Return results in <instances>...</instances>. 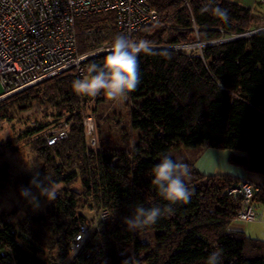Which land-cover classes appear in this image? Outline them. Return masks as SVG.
I'll return each instance as SVG.
<instances>
[{"label":"trees","instance_id":"trees-1","mask_svg":"<svg viewBox=\"0 0 264 264\" xmlns=\"http://www.w3.org/2000/svg\"><path fill=\"white\" fill-rule=\"evenodd\" d=\"M149 2L168 27L147 26L131 40L148 42V49L136 54L140 83L126 95L130 129L139 132L132 150L103 145L95 152L88 149L80 110L87 102L112 99L103 90L94 97L78 94L72 83L82 78L72 70L0 101V122L35 120L23 138L30 139L43 162L36 183L58 188L44 212L30 211L15 220L18 209H0V264H57L66 259L79 224L89 219L81 213L88 205L113 217L90 236L72 264H207L212 252L220 253V264H264V240L231 229L242 197L228 190L241 178L193 170L184 182L192 191L187 203L166 201L152 182L155 165L176 147L230 151L231 165L264 177V31L190 52L169 48L245 35L264 27V19L224 0H187L188 6L185 0ZM217 8L227 11V22ZM76 22L81 54L112 46L123 36L114 13ZM108 54L88 64L102 66ZM65 118L72 124L68 137L48 145L41 134L51 121L36 123L54 119L57 126ZM122 137L128 138L126 128ZM34 177L13 179L10 164H1L0 193L13 186L21 196L28 189L22 201L35 196L38 205L40 189L30 183ZM75 183L79 189L73 188ZM259 186L254 201L264 203V183ZM136 206L160 207L163 214L154 224L132 230L124 220ZM168 208L171 212L164 211Z\"/></svg>","mask_w":264,"mask_h":264},{"label":"built area","instance_id":"built-area-1","mask_svg":"<svg viewBox=\"0 0 264 264\" xmlns=\"http://www.w3.org/2000/svg\"><path fill=\"white\" fill-rule=\"evenodd\" d=\"M185 4L188 6L187 0ZM261 4L264 6V0ZM104 13L115 14L116 27L130 41L147 26H167L159 22V14L149 0H0V84L4 88L0 101L65 71L72 70L82 79L88 76V62L109 53L111 46L106 44L96 51L81 54L76 21L79 17ZM205 46L206 43L197 42L169 48L190 52ZM93 102L95 100L86 105ZM84 108L83 105L80 113L84 116L87 146L93 148L97 145V126L93 114H85ZM63 123L41 134L48 145L53 146L68 137L67 125L63 127ZM259 189L252 180L243 178L228 190L229 194L242 197L236 220L261 221L254 201ZM112 217L104 209L92 219L83 220L69 256L57 264H72L90 236Z\"/></svg>","mask_w":264,"mask_h":264},{"label":"rangeland","instance_id":"rangeland-1","mask_svg":"<svg viewBox=\"0 0 264 264\" xmlns=\"http://www.w3.org/2000/svg\"><path fill=\"white\" fill-rule=\"evenodd\" d=\"M260 6L263 5L260 3ZM264 7V6H263ZM264 11V10H263ZM4 92V88L0 84V94ZM129 103L128 97L118 98L116 100H106L98 104H91L90 106L85 105V114H93L95 120L96 133H97V145L96 147H89L90 151H98L103 146L111 147L112 149H122V150H132L133 146L136 145L137 139L139 137V132L131 131L129 125ZM30 113H28L29 115ZM82 119V125L85 130L84 116L80 113L79 115ZM25 117V116H24ZM22 121L13 122H0V165L4 163L10 164V173L13 179L17 176L34 177L36 172L40 171L43 167V162L39 159L35 151L31 148L30 139L23 138V134L27 128L34 126V121L27 122L26 119L22 118ZM51 121V125L48 127L47 131L54 128H59V123L64 121L63 127L66 130L71 128V123L65 118L59 121L58 125L55 126L54 119H40L36 124L45 123ZM69 123V124H68ZM123 128L127 129L128 138L122 137ZM9 141H14L13 144H8ZM85 142L88 145L86 135ZM88 147V146H87ZM88 148V149H89ZM201 150L203 147L185 149L181 147H176L170 151L165 156H168L175 162H181L188 165L189 172L197 170V159L201 155ZM227 151V150H222ZM228 173L222 168H217L213 174ZM210 174V175H213ZM184 182L187 181V175L183 178ZM73 188L79 189L80 184L75 183ZM55 188L54 190L56 191ZM56 195H58L56 191ZM41 202L35 205L30 201H22L23 197L16 193L13 186L6 187L0 193V209L4 210H14L18 209L19 213L15 216V220L22 218L24 215L28 214L30 211L34 213L44 212L50 207L54 200H47L46 197L40 196ZM32 207V209H29ZM256 209L264 211V203L256 202ZM82 214L92 219L97 212H95L89 205L81 211ZM263 223H251L249 228L256 232H251L248 230V236L252 238H257L264 240V216L262 218ZM103 225V224H102ZM254 235V236H253Z\"/></svg>","mask_w":264,"mask_h":264},{"label":"clouds","instance_id":"clouds-1","mask_svg":"<svg viewBox=\"0 0 264 264\" xmlns=\"http://www.w3.org/2000/svg\"><path fill=\"white\" fill-rule=\"evenodd\" d=\"M215 11L227 22L228 13L226 10L217 8ZM147 49V41L132 42L123 36L116 37L109 54L104 59L103 65L90 64L87 69L88 76L74 80L72 83L73 89L78 94L92 97L102 90L112 100L125 97L128 93L135 91L140 83L136 54ZM153 173L154 179L152 182L157 186L159 194L166 201L171 203H187L189 201L192 191L186 186L183 179L189 174L187 164L175 162L168 156H164L161 158L160 163L153 168ZM30 183L39 188V194L46 197L47 200L51 201L56 198V191L50 187H41L36 183L35 177ZM28 195V189L21 191V196ZM35 200L36 197L32 196L30 202ZM164 211L171 212V208ZM162 214L163 211L160 207L145 208L136 206L133 215L126 217L124 223L129 229L135 230L154 224ZM219 257V252H212L208 257L207 264H220ZM123 264H128V261L125 260Z\"/></svg>","mask_w":264,"mask_h":264},{"label":"crops","instance_id":"crops-1","mask_svg":"<svg viewBox=\"0 0 264 264\" xmlns=\"http://www.w3.org/2000/svg\"><path fill=\"white\" fill-rule=\"evenodd\" d=\"M228 2H232L247 8H250L254 11V13L259 17L260 20L264 19V7L260 6L261 0H224ZM204 150H201V155L198 157L196 163L198 170L204 175H210L217 170V168H222L223 170L227 171L229 174L235 175L241 179L248 178L252 180L257 185H262L264 183V177L256 174H251L243 170L242 168L235 167L229 163V158L231 155L230 151H222L217 149H211V148H204ZM257 212L261 215L260 219L261 221L251 222V223H263V216L264 211H261L259 209H256ZM251 223H243L239 220H235L231 224V229L236 231L245 232L248 234V230L251 232L252 229L249 228V225ZM254 236V235H253Z\"/></svg>","mask_w":264,"mask_h":264},{"label":"water","instance_id":"water-1","mask_svg":"<svg viewBox=\"0 0 264 264\" xmlns=\"http://www.w3.org/2000/svg\"><path fill=\"white\" fill-rule=\"evenodd\" d=\"M262 31H264V27L259 28V29H256V30H253V31H250V32H248L245 35L236 36V37H232V38L221 39V40H218V41H215V42H212V43H208L207 45L216 44V43H222V42H227V41H231V40H234V39L243 38V37H246V36H251V35L260 33ZM151 49H155V48H151Z\"/></svg>","mask_w":264,"mask_h":264}]
</instances>
